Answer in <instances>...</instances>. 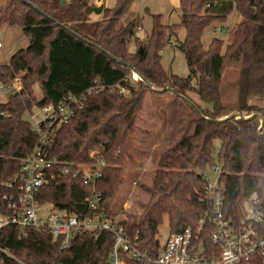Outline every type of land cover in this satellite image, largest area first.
I'll use <instances>...</instances> for the list:
<instances>
[{
    "label": "trees",
    "instance_id": "16d2710c",
    "mask_svg": "<svg viewBox=\"0 0 264 264\" xmlns=\"http://www.w3.org/2000/svg\"><path fill=\"white\" fill-rule=\"evenodd\" d=\"M91 1L5 0L0 7V27L18 25L29 38L28 47L0 64L1 83L18 75L23 79L21 93L0 103V220L12 214L4 196L15 191L8 185L37 144L38 134L25 116L36 106L58 105L70 94L85 92L96 79L107 90L89 97L83 108L54 132L50 151L57 176L40 190V202L91 215L85 198L92 187L72 173L80 165L92 163L91 151L102 147L107 167L96 189L103 195L107 215L117 217L123 204L118 195L123 167L131 155L132 136L149 93H174L200 111L193 132L161 154L152 182L141 185L148 199L139 204L140 220L132 214L129 220L120 219L130 236L137 237L142 251H158L160 227L166 218L173 233L187 227L197 229L208 217L212 205L204 170L213 166L217 140L221 142L219 182L229 212L242 217L248 201L256 198L264 202V105L250 103L251 97L264 99V0H180V24L163 25L160 16L154 15V28L145 41L136 36V18L120 25L137 0H114L111 8ZM234 11L242 20L229 42L214 37L205 48V29L226 22ZM91 14L104 15V19L91 23ZM180 28L186 32L180 47L190 69L187 77L168 74L161 65L160 52L178 38ZM132 39L142 49L131 52ZM226 69L238 72L235 106L222 99ZM132 72L140 77L138 88L126 81ZM35 84L42 90L41 100L35 96ZM120 87L130 92L123 94ZM169 88L172 90L162 92ZM191 92L207 106L192 104ZM234 112L240 117L228 119ZM65 163L73 165L68 176L60 173ZM210 230L204 232L206 241ZM113 244V235L102 230L97 236H79L62 249L61 241L44 230L22 232L6 225L0 229V248L11 256L0 250V264H107ZM128 264L136 263L131 260ZM253 264L263 263L256 259Z\"/></svg>",
    "mask_w": 264,
    "mask_h": 264
},
{
    "label": "built area",
    "instance_id": "2783aa9c",
    "mask_svg": "<svg viewBox=\"0 0 264 264\" xmlns=\"http://www.w3.org/2000/svg\"><path fill=\"white\" fill-rule=\"evenodd\" d=\"M111 0H94L96 6H109ZM230 28L228 25L218 26V31ZM0 47L2 44L0 43ZM126 81L131 82L130 78ZM114 90V87H109ZM23 89L21 75L7 83L0 82V103H6L11 96L18 95ZM107 90L98 79L80 94L66 96L58 105L40 106L39 115L33 111L27 115L34 131L38 134L37 144L33 152L22 160L20 171L15 181L8 185L15 188L10 195L4 196L5 205L12 212L0 220V229L6 225H14L22 232L29 228L44 230L54 239H59L61 248L70 246L72 241L82 235L97 236L102 230L114 237V244L108 255L107 264H253L260 259L264 264V202L253 198L245 204L246 213L237 217L227 208L224 188L220 185V165H213L217 181L207 182L206 193L212 205L207 218L201 220L197 229L187 227L179 232L169 233L160 241L156 253L142 251L118 217H109L103 207V195L96 189L104 176L107 163L103 157L102 147L91 151L92 163L83 164L72 174L82 179L83 183L92 187L85 198L91 215H77L57 205L43 203L39 200L42 187L49 186L56 179V160L51 155L50 147L54 132L68 122L82 109L85 101L94 95ZM120 92L128 94L129 89L120 87ZM71 163L60 168L63 175L71 174ZM208 241L204 239L206 230L211 229ZM203 233V235H202ZM5 254H11L4 249Z\"/></svg>",
    "mask_w": 264,
    "mask_h": 264
},
{
    "label": "rangeland",
    "instance_id": "374dc122",
    "mask_svg": "<svg viewBox=\"0 0 264 264\" xmlns=\"http://www.w3.org/2000/svg\"><path fill=\"white\" fill-rule=\"evenodd\" d=\"M66 1L71 2L72 0ZM4 3L5 0H0V7ZM90 4H95L94 0ZM114 4V0H111L107 7L111 8ZM154 15L160 16L163 25H179L181 22L180 0H137L132 11L121 18L120 25L123 26L136 18L139 21L136 36L145 41L151 36L154 28ZM103 19L104 15L91 14L89 16L91 23H101ZM241 20V15L234 11L229 15L226 22L218 21L207 27L202 38L204 47L208 48L214 37L223 39L225 44L229 42L232 31ZM221 25H228L230 28L218 31L216 28ZM185 35V30L180 28L178 38H173L160 52L161 65L168 74L180 77H187L190 74L188 63L180 47ZM0 43L2 44L0 47V64H5L9 62L12 54L28 47L29 38L18 25H2L0 27ZM138 49L140 50L142 47L136 45L135 39H132L129 50L137 52ZM237 78V70H225L222 99L223 103L229 106H235L237 102ZM130 81L135 87H139L140 77L135 72L130 74ZM34 93L38 100L43 98L42 90L38 84L34 85ZM188 97L191 103L196 104V106H207L196 93H188ZM250 103L264 105V99L251 97ZM194 108L174 93H149L138 116L136 130L132 136L131 155L126 159V165L123 167L122 182L118 191L123 204L116 215L119 219L126 218L129 220L132 214L138 217L137 220H140L142 208L139 204L146 203L148 199V195L143 191L141 185L152 182L161 154L176 146L183 137L193 132L200 111L199 107L197 110ZM39 110L40 107L36 106L33 112L41 117ZM25 118L30 121L28 115ZM220 143L217 140L214 144L213 165H220L218 159ZM204 175L211 182L217 181L213 166L207 167L204 170ZM169 233V221L166 218L160 227V236L164 240Z\"/></svg>",
    "mask_w": 264,
    "mask_h": 264
},
{
    "label": "water",
    "instance_id": "95a60500",
    "mask_svg": "<svg viewBox=\"0 0 264 264\" xmlns=\"http://www.w3.org/2000/svg\"><path fill=\"white\" fill-rule=\"evenodd\" d=\"M63 3H64V2H63ZM148 85H149V87H150L151 89H153V87H152L151 84H148ZM167 90H172V89H171V88H169V89H163L162 92H166ZM236 116H239V114L236 113V112H234V113H232V114H230V115L228 116V119L234 118V117H236ZM239 117H240V116H239ZM261 128H262V126H261Z\"/></svg>",
    "mask_w": 264,
    "mask_h": 264
},
{
    "label": "crops",
    "instance_id": "0c3cea01",
    "mask_svg": "<svg viewBox=\"0 0 264 264\" xmlns=\"http://www.w3.org/2000/svg\"><path fill=\"white\" fill-rule=\"evenodd\" d=\"M240 22V21H239Z\"/></svg>",
    "mask_w": 264,
    "mask_h": 264
}]
</instances>
